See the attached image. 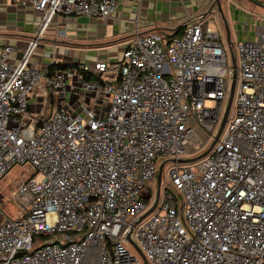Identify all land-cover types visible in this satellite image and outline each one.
I'll list each match as a JSON object with an SVG mask.
<instances>
[{"label": "built area", "instance_id": "2783aa9c", "mask_svg": "<svg viewBox=\"0 0 264 264\" xmlns=\"http://www.w3.org/2000/svg\"><path fill=\"white\" fill-rule=\"evenodd\" d=\"M15 1L41 17L19 58L0 43V180L34 171L0 192V264H264V30L233 43L235 105L219 140L181 163L196 129L223 119L235 71L224 33L203 15L170 36L137 32L121 60L81 64L93 76L73 72L76 86L32 66L39 38L58 15L106 19L125 0Z\"/></svg>", "mask_w": 264, "mask_h": 264}, {"label": "crops", "instance_id": "0c3cea01", "mask_svg": "<svg viewBox=\"0 0 264 264\" xmlns=\"http://www.w3.org/2000/svg\"><path fill=\"white\" fill-rule=\"evenodd\" d=\"M213 1L144 0L137 4L125 0L118 6L116 14L106 19L87 15H58L39 38L30 63L40 69H47L52 64L76 65L68 71L72 73L71 84L78 86V79L73 72L78 70L77 73L86 78L93 76L82 72L79 67L81 64L93 65L97 61L115 63L121 60L129 39L137 32L170 36L176 34L174 32L178 29V33L182 32L190 18L203 15L209 22L212 13L219 14L217 7L211 9ZM261 1L263 3L260 0H222L229 24L231 21L234 25L249 27L254 21L257 24L260 19H257L256 14L264 10V0ZM40 17L41 14L31 6L15 0H0V43L17 47L16 58H19L29 40L36 36ZM224 36L226 39L225 32ZM110 80H113L112 75L106 79ZM72 98H68L70 104L77 101L78 97H74L75 101Z\"/></svg>", "mask_w": 264, "mask_h": 264}, {"label": "rangeland", "instance_id": "374dc122", "mask_svg": "<svg viewBox=\"0 0 264 264\" xmlns=\"http://www.w3.org/2000/svg\"><path fill=\"white\" fill-rule=\"evenodd\" d=\"M243 1L245 2L246 0H243ZM260 2L263 3V1L261 0ZM227 15L229 16L228 12H227ZM256 17H258L257 19H260V20L258 21L257 24H255V21H254L253 25H250V27L245 26L244 24L234 25V23L231 21L230 23L231 39L234 43H236L237 41L249 40V38L251 37L255 38L258 30H264V21H262L264 20V10L262 11V13L256 14ZM253 20H255V18H253ZM208 23L213 28L220 30L221 33L225 32L224 25H222V20L217 12L212 13L211 17H209ZM55 95L56 97H54L53 106H55V104H58L57 102L63 101L59 93H56ZM74 97L72 98V101H75ZM207 104L210 106L215 105L213 101H208ZM226 104L227 103L225 102V107H226ZM234 105H235V101L233 102V107ZM216 130L214 132H209L202 127L197 128L195 131L194 141L191 143V146L188 149L189 151L188 156H197L203 153L204 151H206L210 147L212 141L214 140V135L217 132ZM164 160L165 159H162V162ZM168 168H169V165L166 164L163 174L167 173ZM33 171L34 170L32 168H29L26 171L25 167H22L21 165H16L15 167L11 169V171L7 175H5L0 180V192H2L4 196L8 197L11 190L15 188L16 181L18 179L25 177L26 175L25 172H27L30 175L33 173ZM4 209L8 214H14L16 212V207L12 202L5 201ZM49 239L52 241L54 240L53 238L52 239L49 238ZM127 245L133 250L130 244H127Z\"/></svg>", "mask_w": 264, "mask_h": 264}, {"label": "water", "instance_id": "95a60500", "mask_svg": "<svg viewBox=\"0 0 264 264\" xmlns=\"http://www.w3.org/2000/svg\"><path fill=\"white\" fill-rule=\"evenodd\" d=\"M217 7V10L222 18V21L224 23V27H225V33H226V41L228 44V47L230 49V55H231V60H232V64L233 67L235 69L234 71V75H233V80H232V85H231V90H230V94H229V98H228V102L226 105V109L223 115V119L221 122V125L216 133V135L214 136V140L212 141L210 147L204 151L203 153H201L200 155L197 156H189L186 158H180L178 159V162L181 163H194L200 159H202L203 157H205L207 154H209L211 152V150L213 149L214 145L216 144V142L219 140L225 126L226 123L228 121V118L230 116V112H231V108H232V104H233V100H234V94H235V89H236V82H237V54L236 51L233 49V41L231 39V29H230V24L228 22V19L225 15L224 9H223V4H222V0H214L212 5H211V9ZM171 161H176V159H168L166 161H164L160 167H159V172H158V177H157V196H156V202L155 204L141 217V219L139 221H141L143 218H145L146 216H148L156 207L158 201H159V197H160V188H161V182H162V176H163V171L165 168V165L167 162H171ZM138 221V222H139ZM137 222V223H138ZM129 237V235L127 236ZM133 243V245L135 246V248L144 256V254L142 253L141 249L138 247V245L134 242L131 241Z\"/></svg>", "mask_w": 264, "mask_h": 264}, {"label": "trees", "instance_id": "16d2710c", "mask_svg": "<svg viewBox=\"0 0 264 264\" xmlns=\"http://www.w3.org/2000/svg\"><path fill=\"white\" fill-rule=\"evenodd\" d=\"M178 33L179 29L176 30L174 33ZM72 67H77L76 65H70V64H52L49 66V73L51 74L54 70L59 69V70H63V71H68L70 68ZM90 78V77H89Z\"/></svg>", "mask_w": 264, "mask_h": 264}]
</instances>
